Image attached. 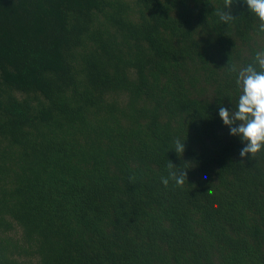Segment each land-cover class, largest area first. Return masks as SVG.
<instances>
[{
	"label": "trees",
	"instance_id": "obj_1",
	"mask_svg": "<svg viewBox=\"0 0 264 264\" xmlns=\"http://www.w3.org/2000/svg\"><path fill=\"white\" fill-rule=\"evenodd\" d=\"M223 8L0 0V264H264V150L219 116L264 33Z\"/></svg>",
	"mask_w": 264,
	"mask_h": 264
},
{
	"label": "clouds",
	"instance_id": "obj_2",
	"mask_svg": "<svg viewBox=\"0 0 264 264\" xmlns=\"http://www.w3.org/2000/svg\"><path fill=\"white\" fill-rule=\"evenodd\" d=\"M245 3L249 11L254 13L260 21L258 31L264 33V0H245ZM232 4L233 0H224V8L216 12L220 21L226 24L235 19L230 10H224L231 9ZM231 71L238 72L236 84L241 89V95L233 110L220 107L219 116L223 123L229 126L230 134L239 136L245 142V146L240 150V156L247 157L251 154V157H255L264 150V50L256 52L254 63L239 69L233 65ZM184 141L179 138L174 141V149L178 155H182L185 151ZM167 168L168 176L161 177L163 185L167 187L172 180L176 186L183 187L187 181L186 168L177 171L170 160ZM208 194H211V189L208 190Z\"/></svg>",
	"mask_w": 264,
	"mask_h": 264
}]
</instances>
